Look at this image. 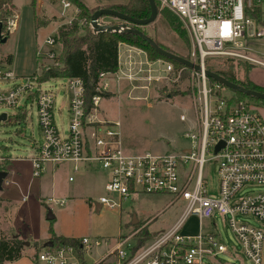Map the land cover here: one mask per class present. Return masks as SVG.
I'll use <instances>...</instances> for the list:
<instances>
[{
    "label": "built area",
    "instance_id": "obj_1",
    "mask_svg": "<svg viewBox=\"0 0 264 264\" xmlns=\"http://www.w3.org/2000/svg\"><path fill=\"white\" fill-rule=\"evenodd\" d=\"M154 1L181 21L192 44L188 60L200 68L198 72L188 69L197 113L191 129L183 135L187 145L179 150L129 153L122 142L120 123L99 117V102L100 93L109 92L113 80L140 82L139 88L147 90L149 85L162 79L160 74H164L165 79L178 80L184 66L175 69L169 62L149 61L146 57L143 62L128 59L118 64L115 73L99 74L97 94L91 97L88 108L79 78L39 81L43 69L61 66L55 33L48 35L36 50L35 55L42 64L35 72L16 76L10 70L0 69V86L7 85L0 87V110H14L13 117L24 114L23 120L16 121L20 125L26 121L28 108L36 109L41 143L30 147L33 178L40 177L47 165L72 163L71 172L77 174L79 164L94 162L107 174L104 194L98 197L94 208L98 205L101 209L121 213L124 203L138 195L169 196L168 207L181 208L180 217L169 229L152 233L148 239L139 236L143 226L127 235L119 233L113 241L75 238L71 243L58 242L43 247L36 254L37 263L206 264L205 261L210 262L230 250L221 241L215 225L214 219L220 216L240 253L251 264H263L264 231L248 224L244 218L250 217L264 225V122L254 105L237 99L219 83L211 82L204 72L206 62L211 59H228L264 68V60L254 57H264V52L258 50L259 41L264 39V0ZM57 2L62 16L65 11L73 10V16L64 23L70 25L79 10L69 0ZM18 22L13 3L2 4L0 36H8ZM59 80H64L59 87L65 100L63 132L54 121L56 97L46 87ZM57 112L59 114L60 109ZM1 114H5V121L9 119L4 111ZM59 115L62 118L63 114ZM179 119L186 121L184 115ZM220 143L222 147L215 152ZM4 161L1 157L0 163ZM209 165L214 167L218 178L213 197L208 194L204 174ZM72 180L69 176L68 181ZM62 204L64 201L59 202ZM190 218H195L199 226L202 221H208L214 231L183 233L182 224ZM102 246L106 248L104 253L90 262L84 260Z\"/></svg>",
    "mask_w": 264,
    "mask_h": 264
},
{
    "label": "rangeland",
    "instance_id": "obj_2",
    "mask_svg": "<svg viewBox=\"0 0 264 264\" xmlns=\"http://www.w3.org/2000/svg\"><path fill=\"white\" fill-rule=\"evenodd\" d=\"M12 3L19 16V22L16 29L9 33L7 40L0 44V69L10 70L16 76H26L35 72L36 68L42 64V60L35 55L36 49L42 46L43 40L48 35L55 33L56 26L64 24L66 19L73 16V10L65 11L64 16H62L61 7L57 0H35L34 13L40 22L39 26H35L30 0H12ZM156 8L155 21L139 27L140 31L162 49L177 53L183 58L189 57L192 50L189 35L184 33L183 37H180L174 33L161 19V14L171 16L172 14L157 5ZM99 23L118 25L121 21L104 16L99 19ZM182 28H184L183 25ZM259 42L258 50L264 52V39ZM8 56L11 57L10 63L6 60ZM254 57L264 60V57ZM135 58L137 59L135 61H143L144 59L142 54ZM159 60L167 62L163 59ZM220 63L211 61L206 66L211 69H221ZM154 67L160 68V65ZM230 69L238 79H243L245 67L236 65ZM246 74V78L254 76L264 78V68L256 65L248 66ZM160 76L162 79L149 85L147 90L139 88L142 85L140 82H130L123 78L118 82L113 80L109 93L111 95L108 98H102L99 102V117L120 123L119 131L122 142L129 153L136 154L143 151L152 153L174 152L187 145L183 135L191 129L197 113L195 109L196 100H192L194 89L190 86L188 74L185 71L182 72L181 78L176 81L165 79L164 74H160ZM63 83L64 80H59L46 86L52 90L56 97L54 121L60 132L66 128L65 100L59 88L63 86ZM4 86L7 85L4 84L0 87ZM250 103L254 105L264 122L263 103L256 101ZM58 109H60L59 114H63L64 120L58 114ZM1 111H4L9 119L0 122V158L23 159L29 157L32 144L41 143L36 109L34 107L28 108L26 121L20 125L16 123L17 120L13 117L14 110L2 109ZM180 115H184L186 121H181ZM72 166V163L48 165L40 177L31 178L28 173L29 164L23 162L20 164L23 172L19 183L24 189L28 186V191L24 193L26 198L22 201L15 186L11 185L8 186L12 190V194L8 196L9 200L1 199L0 195V229L5 230L10 235L8 238H12L14 234L18 233L20 238H18L19 235H16V238L22 242V251L30 247L33 248L34 253H38L43 248V243L49 240L52 234L63 237H89L98 238L102 241H113L118 233L129 234V225L127 224L129 221V214L127 213L129 212L136 215L141 221L152 218L149 229L154 233L167 230L181 215V208L177 206L166 209V206L171 202L169 196L156 195L132 197L124 203L121 215L117 211L106 208L97 214L94 203L97 202L99 196L104 194L102 187V179L105 178L104 173L100 170L99 164L94 162L89 165L79 164L77 174H72ZM204 174L209 196H216L218 178L214 167L209 165ZM69 176L73 178L71 182L68 181ZM256 189L260 190L261 188ZM61 201H64V204L59 205ZM48 214H51L52 220L47 219ZM244 220L264 231L263 224L257 223L250 217L244 218ZM214 221L221 241L229 246L230 251L219 254L210 263L204 260V263L251 264L240 253V248L224 218L217 216ZM182 227V232L186 234L214 231L208 221H202L199 226L194 218L188 219L185 224H182ZM25 243H29V245ZM105 250L106 248L102 246L94 250L89 259L88 256H85L84 260L89 262L92 258H97L99 254L104 253Z\"/></svg>",
    "mask_w": 264,
    "mask_h": 264
},
{
    "label": "trees",
    "instance_id": "obj_3",
    "mask_svg": "<svg viewBox=\"0 0 264 264\" xmlns=\"http://www.w3.org/2000/svg\"><path fill=\"white\" fill-rule=\"evenodd\" d=\"M69 1L79 10V12L76 15V18L72 20L70 25L62 24L56 30L57 41L60 46L58 61L61 66H49L43 69L39 81L46 82L51 78H79L83 83L84 96L88 108L91 97L97 94L96 88L98 85L99 74L115 73L118 69V45L120 43L141 49L144 51L146 58L149 61L163 59L171 63L175 69L184 68L182 65H179L176 62L158 55L144 41L135 35L114 32L93 33L92 29H90L91 27H89L91 15L96 10L101 8L115 10L138 20L146 19L149 16V5L147 0H128L125 4L99 6L92 9L85 7L84 4H82L79 0ZM11 2L12 0H0V6L4 3ZM34 3L35 0H30L34 24L35 26H39L40 22L37 20V16L34 13ZM156 5L159 6L157 2ZM167 11L168 13L170 12L169 10ZM171 14L172 16L169 14H161L162 21L165 22L174 33L180 37H183L184 33L187 34L185 28H182L183 24L173 13ZM173 54L180 56L177 53ZM186 58L189 59V57ZM6 60L10 63L11 57L8 56ZM211 61L221 62V69H211L205 65L206 70L214 72L224 77L228 81L242 87L264 92V89L254 85L248 80V78H246V71L248 68L247 64L234 62L228 59H211L208 60L206 64ZM236 65L245 67L246 71L243 70L244 76L242 80L238 79L234 72H232L230 69L232 66ZM184 71L186 74L189 73V70L186 68H184ZM210 81L212 82L213 80ZM109 93L110 92H103L100 94L102 95V98H108L111 95ZM234 95L239 100L260 102L239 93H234ZM261 103L264 105V102ZM23 119L24 114H20L15 117V120ZM5 165L6 162L0 163L1 171L7 170ZM139 236H141V238L148 239L152 237V234L146 229H143ZM141 238L139 237V239ZM50 239L53 241V243H71L74 238H65L61 236L55 237L52 234ZM21 243L22 242L17 238L1 237L0 264L19 259L23 250ZM36 254L37 252L34 253L33 259H35Z\"/></svg>",
    "mask_w": 264,
    "mask_h": 264
},
{
    "label": "water",
    "instance_id": "obj_4",
    "mask_svg": "<svg viewBox=\"0 0 264 264\" xmlns=\"http://www.w3.org/2000/svg\"><path fill=\"white\" fill-rule=\"evenodd\" d=\"M147 2L149 5V16L146 19H142V20L131 18L125 14H122L118 11L111 10V9L101 8V9L96 10L91 15L90 22H89L92 32L93 33L114 32V33L135 35L139 37L142 41H144L158 55L163 56L173 62H176L177 64L182 65L187 69L198 72L200 70L199 66L193 64L190 60L186 58L180 57L178 55H175L171 52H168L162 49L151 38H149L147 35H145L142 31L138 29V27L146 26V25L153 23L156 19L157 8H156L155 1L147 0ZM104 16H108V17H112L117 20H120L121 23L118 25H102L99 23V19ZM0 30H1V27H0ZM6 40H7V36L5 37L0 36V44H3ZM204 74L208 79L219 83L220 85L226 87L227 89H229L230 91L234 93H239L251 99L264 102V92H259L256 90L242 87L240 85H237L235 83L228 81L224 77L214 72H211L209 70H205ZM0 121H5V114L0 115ZM222 145L223 144L220 143L215 148V152H217L222 147ZM5 177H6V173L0 170V190L2 188L3 180L5 179ZM96 213H97V210H96ZM47 219L52 220L51 214H48ZM25 244L29 245V243H25ZM52 244H53L52 241H47L43 244V247H50L52 246Z\"/></svg>",
    "mask_w": 264,
    "mask_h": 264
},
{
    "label": "crops",
    "instance_id": "obj_5",
    "mask_svg": "<svg viewBox=\"0 0 264 264\" xmlns=\"http://www.w3.org/2000/svg\"><path fill=\"white\" fill-rule=\"evenodd\" d=\"M82 4H84L85 7H87L88 9H92V8H95V7H99V6H110V5H119V4H125L127 3L128 0H79ZM62 25V24H61ZM59 26H56V30ZM56 30H55V34H56ZM38 49V48H37ZM36 49V50H37ZM131 49H134V48H131ZM142 54L143 55V58L145 59V55L143 52H138L137 50H130L129 51V48L127 45L125 44H122L120 43L118 45V64H121L123 62H126L128 59H131L133 61L137 60L135 57L137 55H140ZM130 55V56H129ZM143 59V61H144ZM141 61V60H139ZM141 61V62H143ZM137 62V61H136ZM248 80L253 83L254 85L264 89V78L262 77H258V76H254V77H248ZM111 90V82H110V88H109V92ZM262 115H263V120H264V108L262 110ZM63 118V116H62ZM64 120V118H63ZM32 154L29 155V157L31 156ZM29 157L27 158H16V159H12L10 157H3L5 158L6 160V171H4L6 173V177L5 179L3 180V184H2V188L0 190V195H1V199H8V196H10L12 194V190L9 189V185L11 186H15L16 190L18 191L19 195L21 196V200L23 201L24 198H26V196H24V193L28 191V186L24 189L23 186L19 183L20 181V177L22 175V172H23V168L20 167V164L23 163V162H26L29 164V175L32 177V170H31V164L29 162ZM19 162V163H18ZM90 164V163H89ZM87 164V165H89ZM48 166V165H47ZM51 166V165H50ZM46 169V168H45ZM101 170V169H100ZM103 173H104V176L105 178L102 179V187L104 186L105 182L107 181V174L101 170ZM30 178V179H31ZM180 208V207H179ZM95 213H96V210H97V214L102 210L100 208V206L98 207L95 206ZM166 209H169L168 205L166 206ZM119 215H121V213H118ZM129 214V221L127 222V224L129 225V232H131V230H134L140 226H143L142 230L143 229H146L148 232H150L151 234L154 233L152 232L150 229H149V226L150 224V221L152 220V218H146L144 219L143 221L139 220L137 218L136 215L134 214ZM195 219V218H194ZM134 222V223H133ZM198 222V221H197ZM149 223V224H148ZM148 224V225H147ZM174 224V223H173ZM171 227V226H170ZM169 227V228H170ZM168 228V229H169ZM1 230V229H0ZM163 231V230H162ZM14 232V231H13ZM15 233V232H14ZM119 234V233H118ZM195 234V233H194ZM16 235H19L18 233L14 234V236L12 238H16ZM55 236V235H53ZM1 237H5V238H8L10 237V235L8 233H6L5 230H1L0 231V238ZM55 237H59V236H55ZM63 237V236H61ZM18 238H20V235L18 236ZM17 238V239H18ZM51 236L49 237V240L47 241H52L51 239ZM65 238H76V237H65ZM19 240V239H18ZM46 241V242H47ZM53 243V241H52ZM44 244V243H43ZM43 246V245H42ZM33 251V253L31 254V252ZM230 251V250H229ZM264 254V252H263ZM33 255H34V250L33 248H27L25 251H22L21 253V257L17 260H14V261H10V262H5L3 264H41V263H37L35 262V259H33ZM90 257H88L89 259ZM92 258V257H91ZM93 259V258H92ZM91 260H89L90 262ZM87 262V261H86ZM211 262V261H210ZM209 262V263H210Z\"/></svg>",
    "mask_w": 264,
    "mask_h": 264
}]
</instances>
